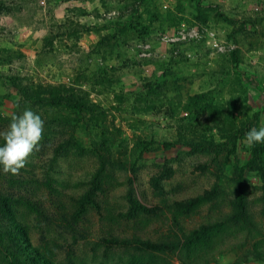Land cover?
Instances as JSON below:
<instances>
[{
    "label": "rangeland",
    "instance_id": "1",
    "mask_svg": "<svg viewBox=\"0 0 264 264\" xmlns=\"http://www.w3.org/2000/svg\"><path fill=\"white\" fill-rule=\"evenodd\" d=\"M25 108L0 264H264V0H0V132ZM238 204L256 227L220 224Z\"/></svg>",
    "mask_w": 264,
    "mask_h": 264
},
{
    "label": "clouds",
    "instance_id": "2",
    "mask_svg": "<svg viewBox=\"0 0 264 264\" xmlns=\"http://www.w3.org/2000/svg\"><path fill=\"white\" fill-rule=\"evenodd\" d=\"M43 131V118L31 108L14 113L7 130L0 132V169L18 173L33 150L38 148ZM245 138L249 147L264 144V126L251 128Z\"/></svg>",
    "mask_w": 264,
    "mask_h": 264
},
{
    "label": "trees",
    "instance_id": "3",
    "mask_svg": "<svg viewBox=\"0 0 264 264\" xmlns=\"http://www.w3.org/2000/svg\"><path fill=\"white\" fill-rule=\"evenodd\" d=\"M207 192H210V191H207ZM244 196V193H243V189H240L238 192H237V197L238 198H241ZM132 197V196H130ZM4 196H3V193L1 192L0 193V204L2 205V208H0V218H1V221H5L3 218H2V211L1 209H7V206H6V203L4 201ZM131 199V203L132 204H136L134 203L133 199L134 198H130ZM201 199V197H195V198H190L188 201H181V202H176L177 205H179L180 207L184 206H188L190 203L189 202H192V203H195L197 201H199ZM191 203V204H192ZM237 203V202H236ZM190 204V206H191ZM234 206H238V207H241V211L237 212L235 211L234 214L232 215H229L228 217H226L222 222H220V224L222 223H226V222H235L236 225H241L245 228L249 227V228H254L256 227V223L253 221V215L251 214V212H249L246 207L241 204H238V205H234ZM140 207L143 209V210H149L148 208H146L145 206H142L140 205ZM8 210V209H7ZM219 224V222L217 223ZM211 225L209 224H206V229L210 228ZM114 241L116 244L118 245H135V244H139L140 246H142L143 248H146V249H150V250H157V251H161L163 250V245H164V242H156V241H151V240H143L142 238H140L139 236H134L132 239L131 238H128L126 236H123V237H114ZM106 242H110V240L108 238H106L105 240ZM113 243V242H111ZM114 243V244H115Z\"/></svg>",
    "mask_w": 264,
    "mask_h": 264
},
{
    "label": "built area",
    "instance_id": "4",
    "mask_svg": "<svg viewBox=\"0 0 264 264\" xmlns=\"http://www.w3.org/2000/svg\"><path fill=\"white\" fill-rule=\"evenodd\" d=\"M198 32L195 28H184L181 30H172L171 32H167L163 35V40H166L169 44L173 42H177L180 40H189L193 37H196ZM153 45L150 42H145L139 44L140 54L141 56L147 57L152 54ZM220 48H224V45L220 46Z\"/></svg>",
    "mask_w": 264,
    "mask_h": 264
}]
</instances>
